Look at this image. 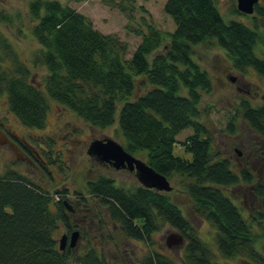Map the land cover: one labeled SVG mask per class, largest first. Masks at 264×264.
<instances>
[{
  "label": "trees",
  "instance_id": "16d2710c",
  "mask_svg": "<svg viewBox=\"0 0 264 264\" xmlns=\"http://www.w3.org/2000/svg\"><path fill=\"white\" fill-rule=\"evenodd\" d=\"M103 1L126 9L123 1ZM29 4L32 35L40 45L34 65L47 70V95L93 127L109 128L118 116L122 145L128 152L146 151V162L157 172L168 179L189 180L184 191L195 213L215 228L220 255L264 264L257 245L264 238V229L262 233L257 229L262 227L264 212L246 216L225 190L255 184V193L264 196V183L255 182L248 168L238 173L229 159H221L209 130L199 122L202 93L211 92L213 82L194 60L192 49L215 40L234 69L245 72L253 67L264 75V58L255 53L259 42L264 45V32L235 19L226 21L215 0H167L163 8L176 24L174 32L165 43L151 26L147 33L135 31L141 42L127 59L125 41L99 32L87 16L69 5L60 0ZM255 12L264 21V5L257 4ZM10 46L0 35V61H9V69L14 70L0 64V94L7 92L9 110L22 124L42 128L48 98L29 82V68ZM161 47L164 50L159 52ZM139 85L143 92L138 93ZM239 110L264 140V104L253 106L244 99ZM233 126L230 121L229 129ZM186 128H192L193 134L181 144L192 160L174 154L176 137ZM88 187L128 237L149 241L169 224L187 239L186 264H215L216 253L168 193L143 186L129 191L105 176L89 181ZM70 216L63 200L24 175L14 170L0 174V264H108L94 246L85 254L70 247L59 249L57 233L62 224L70 230ZM144 264L176 263L164 253L151 251Z\"/></svg>",
  "mask_w": 264,
  "mask_h": 264
},
{
  "label": "rangeland",
  "instance_id": "374dc122",
  "mask_svg": "<svg viewBox=\"0 0 264 264\" xmlns=\"http://www.w3.org/2000/svg\"><path fill=\"white\" fill-rule=\"evenodd\" d=\"M31 1L33 0H0V35L10 43L16 57L29 68V82L46 94L49 108L45 125L42 128L30 129L22 124L12 110H9L8 94L5 91L0 94V130L11 131L14 139H17H13L15 143L25 141L26 145L34 147L42 160L46 161V167L42 168L40 162L33 165L21 162L15 157L10 146L6 145L0 146V174L17 171L49 191L56 199L69 202L75 210L73 213L68 210L71 213V228L69 231L66 225L62 224L57 233V241L59 243L64 234L78 230L81 236L77 245L70 247L77 253L85 254L94 246L104 254L108 264H144L148 254L157 251L170 256L176 264H186L184 248L187 239L181 232L165 224L149 241L132 239L121 231L118 223L112 221L106 207L88 190V182L98 176H105L113 180L116 186L129 191L142 185L133 172L107 166L87 152L91 141L95 139L111 138L120 144L125 143L118 126V116L115 124L109 128L93 127L47 95V70L42 65H34L40 45L32 35L34 23L29 12ZM60 1L87 16L99 32L115 34L121 41H125L129 46L127 59L131 58L141 42V37L135 31L147 33L146 29L151 26L161 33L166 43L168 35L173 33L176 27L174 20L163 8L167 0H120L126 5L125 11L106 5L103 0ZM215 1L226 21L235 19L251 28H257L261 33L264 32V21L256 12L247 15L236 11V0ZM259 3L264 5V0ZM192 49L194 60L210 75L213 82L211 92L202 93L199 122L209 130L214 140V148L219 151L221 159H229L238 173L248 168L254 174L255 182L264 183V140L251 129L239 110L244 99L250 101L253 106L264 104V75H259L253 67L247 68L245 72L234 69L225 49L215 40L193 46ZM163 50L161 47L159 52ZM255 53L264 58L263 43L256 45ZM4 60L3 58L0 61L1 67L14 71L8 67L11 63ZM139 87L138 93L145 90L143 86ZM230 121L234 123L232 130L229 129ZM192 134V128L178 133L174 146L175 155L192 160V154L181 144ZM236 150L240 151L241 155ZM134 155L144 161L147 159L146 151ZM169 181L173 186V190L168 193L170 198L180 207L193 229L216 253L215 264H251L241 258L228 259L220 255L215 242V228L195 213L193 201L184 191V184L189 180L172 178ZM225 190L246 216L251 212H264V196L255 193V184L242 183ZM261 224L262 227L257 228L259 233L263 232L264 221ZM172 235L183 237V242L168 246L167 238ZM257 245L264 255V238ZM66 248H69L68 244Z\"/></svg>",
  "mask_w": 264,
  "mask_h": 264
},
{
  "label": "water",
  "instance_id": "95a60500",
  "mask_svg": "<svg viewBox=\"0 0 264 264\" xmlns=\"http://www.w3.org/2000/svg\"><path fill=\"white\" fill-rule=\"evenodd\" d=\"M259 1L260 0H236L237 9L247 15L253 14L255 12V6ZM232 80L234 81L235 79L232 78ZM236 151L241 155L240 151ZM87 152L101 163H109L117 170L128 168L130 171H134L140 184L145 188L155 189L160 192H171L173 190V186H171L166 176L157 172L149 166L147 162L135 157L114 139L105 138L92 140ZM64 204L70 210H73L69 202L64 201ZM69 238L70 241L68 243L67 234L61 237L58 243L60 250H64L67 247V243L71 248L76 247L80 238L79 231L76 230L71 232ZM167 239L168 246L183 242V237L181 236L176 237L172 235Z\"/></svg>",
  "mask_w": 264,
  "mask_h": 264
},
{
  "label": "flooded vegetation",
  "instance_id": "af4514ba",
  "mask_svg": "<svg viewBox=\"0 0 264 264\" xmlns=\"http://www.w3.org/2000/svg\"><path fill=\"white\" fill-rule=\"evenodd\" d=\"M5 131L6 132H2V130H0V146L1 147L6 146V145L10 146V149L13 150L12 152H14L15 157L19 159L21 162L24 161L32 165L40 162L39 164L42 166V168L46 167L45 166L46 161L42 160L41 156L35 151L34 147L30 146L29 144L26 145L24 143L25 141L24 142L19 141L18 143H15L14 141H16L17 139H14L15 137L12 136V132L9 131L8 129H5ZM34 151L35 153L38 154L37 155L38 157L34 154ZM105 165L112 166L111 164H108V163H106ZM133 173L135 174V172ZM73 212H75V210ZM67 234L69 235L70 233L68 232ZM68 242H69V239H68Z\"/></svg>",
  "mask_w": 264,
  "mask_h": 264
}]
</instances>
